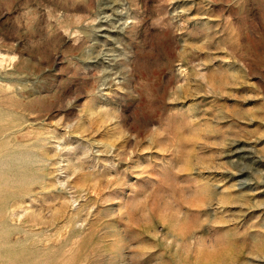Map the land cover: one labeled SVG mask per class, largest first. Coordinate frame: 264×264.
Here are the masks:
<instances>
[{
  "label": "rangeland",
  "instance_id": "obj_1",
  "mask_svg": "<svg viewBox=\"0 0 264 264\" xmlns=\"http://www.w3.org/2000/svg\"><path fill=\"white\" fill-rule=\"evenodd\" d=\"M0 264H264V0H0Z\"/></svg>",
  "mask_w": 264,
  "mask_h": 264
}]
</instances>
